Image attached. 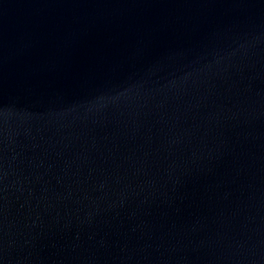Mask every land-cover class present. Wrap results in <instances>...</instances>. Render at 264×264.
Segmentation results:
<instances>
[{
	"label": "water",
	"instance_id": "water-1",
	"mask_svg": "<svg viewBox=\"0 0 264 264\" xmlns=\"http://www.w3.org/2000/svg\"><path fill=\"white\" fill-rule=\"evenodd\" d=\"M0 264H264V0H0Z\"/></svg>",
	"mask_w": 264,
	"mask_h": 264
}]
</instances>
